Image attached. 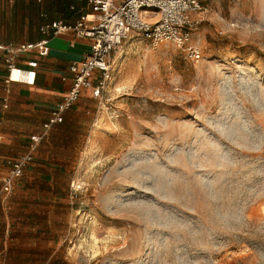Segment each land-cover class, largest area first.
Here are the masks:
<instances>
[{
	"label": "rangeland",
	"instance_id": "obj_1",
	"mask_svg": "<svg viewBox=\"0 0 264 264\" xmlns=\"http://www.w3.org/2000/svg\"><path fill=\"white\" fill-rule=\"evenodd\" d=\"M200 2L198 61L132 32L39 143L48 264H264V0Z\"/></svg>",
	"mask_w": 264,
	"mask_h": 264
},
{
	"label": "crops",
	"instance_id": "obj_2",
	"mask_svg": "<svg viewBox=\"0 0 264 264\" xmlns=\"http://www.w3.org/2000/svg\"><path fill=\"white\" fill-rule=\"evenodd\" d=\"M81 14L92 15L85 1L0 0V264H48V246L53 240L48 241L47 228L53 225V217L41 205L40 199L48 194L43 179L46 172L35 163L45 144L38 145L34 160L14 181L11 192L2 191V183L10 162L30 150L32 136L41 132L51 110L69 89V80L63 79L69 76V65L90 51L92 41L67 32L49 40L47 55L37 50L22 53L15 61L7 106L3 101L7 74L4 46L37 42L45 22L73 21ZM85 93L92 97L85 90L79 101ZM79 101L65 112L63 123L73 119Z\"/></svg>",
	"mask_w": 264,
	"mask_h": 264
},
{
	"label": "built area",
	"instance_id": "obj_3",
	"mask_svg": "<svg viewBox=\"0 0 264 264\" xmlns=\"http://www.w3.org/2000/svg\"><path fill=\"white\" fill-rule=\"evenodd\" d=\"M38 3L43 0H35ZM87 2L92 10L91 17L81 14L73 21L49 20L41 28L37 42L8 44L4 46L7 56L4 64L7 74L3 79L7 106L9 85L16 59L25 52L37 50L40 55L49 52V40L56 35L71 32L78 38L92 41L91 49L79 61L69 65L70 87L62 99L55 104L50 116L42 125L40 133L31 138L30 150L10 162V169L3 178L2 191L11 192L14 181L21 177L26 167L34 160V153L41 140L56 125L63 123L65 112L73 107L85 90L102 102L112 77V52L132 32L142 34L154 45L171 42L183 51L191 61L201 58V48L192 39L197 22L194 13L203 12L200 0H76Z\"/></svg>",
	"mask_w": 264,
	"mask_h": 264
}]
</instances>
